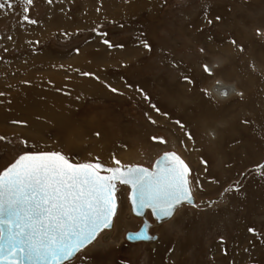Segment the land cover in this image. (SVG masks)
Segmentation results:
<instances>
[{
	"label": "rangeland",
	"instance_id": "obj_1",
	"mask_svg": "<svg viewBox=\"0 0 264 264\" xmlns=\"http://www.w3.org/2000/svg\"><path fill=\"white\" fill-rule=\"evenodd\" d=\"M14 3L13 14L0 13V108L6 113L0 171L26 149L148 168L172 150L191 168L197 206H183L150 229L158 233L154 243L125 239L141 221L131 216L129 189L117 184L114 226L66 264H264V0ZM25 7L37 25L21 23ZM105 38L123 47L109 48ZM82 71L101 80L81 77ZM216 79L240 93L219 100L208 91ZM45 92L59 96L51 111H11L15 94L35 105L48 100ZM150 103L171 120L156 116ZM176 120L193 140H185ZM206 127L217 130L214 139Z\"/></svg>",
	"mask_w": 264,
	"mask_h": 264
},
{
	"label": "snow or ice",
	"instance_id": "obj_2",
	"mask_svg": "<svg viewBox=\"0 0 264 264\" xmlns=\"http://www.w3.org/2000/svg\"><path fill=\"white\" fill-rule=\"evenodd\" d=\"M20 2L33 5L34 0ZM47 2L51 4L53 0ZM6 10L7 14L15 12L14 0H0V13ZM28 12L27 7L21 10V23L37 25V19L30 18ZM219 19L216 17V21ZM212 22L208 21L209 24ZM93 32H96L95 28ZM97 35L103 37L106 33ZM102 43L109 48L123 47L114 46L106 38ZM230 43L236 45L235 40ZM142 46L151 49L147 42ZM7 50L6 47L4 51ZM239 50L243 51V47L240 46ZM203 70L212 74L207 65ZM78 74L97 82L101 80L93 72ZM106 87L112 93H119V89L110 84L106 83ZM125 87L133 89L132 84ZM136 90L144 101L150 102L151 97L143 89L137 87ZM227 94V90L221 93L225 97ZM149 107L156 116L171 120L170 114L156 104L150 103ZM148 118L151 123H156L152 116ZM12 123L26 124L25 121ZM174 123L185 140L194 139L190 130L184 131L187 126L182 121ZM23 143L27 145L28 142L24 140ZM202 163L207 164L203 160ZM114 165L108 166L99 158L74 161L57 150L26 149L20 153L0 171V264H66L74 260L97 239L99 233L114 226V217L118 214V201L114 198L117 183L131 187L130 199L133 211L138 215L143 214L142 210L150 209L156 218L162 220L172 217L178 206L195 203L189 178L191 168L176 152H165L152 170L133 164L122 171L119 159L114 160ZM236 190H239L238 186ZM248 231L256 234L253 228ZM154 238L146 229L127 236V239L135 241ZM220 243L223 245V237Z\"/></svg>",
	"mask_w": 264,
	"mask_h": 264
},
{
	"label": "bare ground",
	"instance_id": "obj_3",
	"mask_svg": "<svg viewBox=\"0 0 264 264\" xmlns=\"http://www.w3.org/2000/svg\"><path fill=\"white\" fill-rule=\"evenodd\" d=\"M223 50V49H222ZM217 81L213 84V85H211V87H209L208 88V91H210V93H212L213 95H215L219 100H226V98H228V97H231L232 95H237V94H239L240 92H238V89L234 86V84L233 83H230V82H224L223 80H221V79H216ZM224 90H227V96L225 97V96H223V95H221V93L224 91ZM16 96H13L12 98H14V100L13 101H15V102H13V104H11V108H12V110L11 111H15V109H17V110H19V108H23L24 107V109H30V110H36V108L38 107V110L37 111H43V110H49V111H51L52 109H54V106H52V103H53V100L55 99V97L57 98V99H59L58 97V95L56 94V95H54V93L53 92H45V94H44V96H46L47 98H48V100L47 101H45V102H43L42 101V103H40V102H38V104L36 103L35 105H33L34 103H31V102H29V100H30V98L28 99L25 95V97H23L22 96V93L20 94H15ZM42 97V96H41ZM58 101V100H57ZM33 105V106H32ZM59 105V104H58ZM52 108V109H51ZM5 111H3V109L2 108H0V120H3L5 117ZM57 118H60V116L58 117L57 116ZM56 118V119H57ZM218 124H220V123H213L212 125L213 126H218ZM222 124V123H221ZM208 128V129H207ZM206 130H207V134H209V136L212 138V139H214L216 136H217V130L216 129H214V127H206ZM217 140V139H216ZM174 152V151H173ZM161 155V154H160ZM158 157V156H157ZM156 157V158H157ZM156 158H154V160H153V162H152V165L149 167V169H152L153 168V166H154V164H155V160H156ZM107 165V164H106ZM135 165H137V164H135ZM108 166H115V165H109L108 164ZM127 166H131V165H121L120 167H121V169L122 168H126ZM148 168V167H147ZM117 184H119V183H117ZM123 186H126V185H123ZM127 188L129 189V186H127ZM130 190V189H129ZM116 192H117V190H116ZM128 195H129V193H128ZM192 195L194 196V194L192 193ZM117 197V196H116ZM128 198V197H127ZM194 200H195V196H194ZM210 201L208 200V199H205V200H203V201H201V203H206V204H208ZM128 205H129V208H130V204H129V202H128ZM183 206H189V205H187V204H184V205H182V206H178V209L179 208H181V207H183ZM191 206H197V202L195 201V203H194V205H191ZM190 206V207H191ZM130 213L132 214L131 216H133V217H137V219L139 218L140 219V221H141V223H143V222H146L147 224H148V226H149V229H148V233L150 234V235H152L153 237H155L153 240H151V241H144V242H150V243H154L157 239H158V233H156V232H154V234H151L150 233V229H153L154 227H157L158 225H160V224H162V223H164V222H166V221H168V220H170L172 217H169V218H165V219H162V220H160V219H158V218H156L155 216H153V214H152V212H151V210L150 209H147V211L144 213V214H142V215H137V214H133L132 213V210H131V208H130ZM176 213V212H175ZM150 218L152 219V221L150 220ZM140 223V224H141ZM112 229V228H111ZM111 229H108V230H104V231H110ZM100 234V233H99ZM98 234V235H99ZM97 238H98V236H97ZM97 240V239H96ZM95 240V241H96ZM95 241H93L92 242V244L95 242ZM137 242V241H136ZM136 242H133V243H136ZM91 245V244H90Z\"/></svg>",
	"mask_w": 264,
	"mask_h": 264
},
{
	"label": "water",
	"instance_id": "obj_4",
	"mask_svg": "<svg viewBox=\"0 0 264 264\" xmlns=\"http://www.w3.org/2000/svg\"><path fill=\"white\" fill-rule=\"evenodd\" d=\"M165 152H169V151H165ZM165 152H163L161 155H159L157 158H156V160H155V164H154V166H153V168L152 169H154L155 167H156V161L157 160H159V158L165 153ZM171 152H173L172 150H171ZM169 159L171 160V159H174L173 157H169ZM12 163V162H11ZM10 163V164H11ZM10 164H8L7 166H5L4 168H6V167H8ZM139 166H141V165H139ZM142 167H144V166H142ZM3 168V169H4ZM2 169V170H3ZM125 168H122L121 170L123 171ZM152 169H150V170H152ZM1 170V171H2ZM106 174V173H105ZM129 195H128V202H129V204H130V208H131V210H132V213L135 215V214H137L136 212H134L133 211V205H132V201H131V199H130V194H131V187L129 186ZM116 190L117 189H115V191H114V198H115V200L117 201V197H116ZM210 203V202H209ZM147 211V209H144V210H142V212H143V214L145 213ZM138 215V214H137ZM154 216V215H153ZM166 218H169V217H166ZM163 219H165V218H163ZM140 227L138 228V229H136L135 231H131V230H129V231H127L126 233H125V235H124V237H125V239L127 240V241H129V242H136L135 240H129V239H127V236L128 235H130L131 233H134V232H137V231H140V230H142V229H146L147 231H148V229H149V226H148V224L146 223V222H143V223H141L140 225H139Z\"/></svg>",
	"mask_w": 264,
	"mask_h": 264
}]
</instances>
